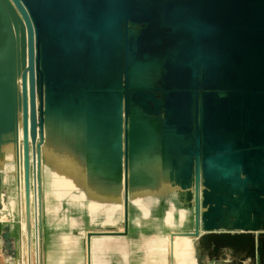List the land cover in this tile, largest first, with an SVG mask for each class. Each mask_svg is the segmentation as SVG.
I'll return each mask as SVG.
<instances>
[{
	"label": "water",
	"instance_id": "1",
	"mask_svg": "<svg viewBox=\"0 0 264 264\" xmlns=\"http://www.w3.org/2000/svg\"><path fill=\"white\" fill-rule=\"evenodd\" d=\"M65 202L85 264H264V0H0L3 256Z\"/></svg>",
	"mask_w": 264,
	"mask_h": 264
},
{
	"label": "rangeland",
	"instance_id": "2",
	"mask_svg": "<svg viewBox=\"0 0 264 264\" xmlns=\"http://www.w3.org/2000/svg\"><path fill=\"white\" fill-rule=\"evenodd\" d=\"M64 204L65 209L59 219H56L53 213L47 212L44 207L45 225L43 239L39 242V264H56V260L61 258L62 255L63 236H69L73 241H76L70 245L63 264H85V246L83 241L85 238L84 232L92 228L90 219L85 212V207L72 205V202L70 205L66 202ZM20 216H22V213L19 209L11 220L4 219L6 223L10 222L14 225L11 234L16 239L17 257L13 260H10L11 258L9 257L5 258L1 251L0 242V264L29 263L26 238L22 231L20 232L19 228H17V225L22 226L23 223ZM73 220L76 221L74 225L71 223ZM16 223L18 224L15 225ZM75 231L78 234H75ZM35 254V244L32 240L30 264H36Z\"/></svg>",
	"mask_w": 264,
	"mask_h": 264
},
{
	"label": "bare ground",
	"instance_id": "3",
	"mask_svg": "<svg viewBox=\"0 0 264 264\" xmlns=\"http://www.w3.org/2000/svg\"><path fill=\"white\" fill-rule=\"evenodd\" d=\"M59 173H55V172H51L50 173V180L48 181V189H47V198L49 197H53L56 200H60L62 199L64 196L68 195L69 192H71L72 190H74L76 188L72 178H73V174L68 172V171H58ZM71 174V177H69ZM67 176V177H66ZM137 204L139 205V207L146 212V208L145 206L140 202V200H136ZM100 208L99 204H96L95 202L90 203V205L88 206L89 212L95 213L98 209ZM115 210V209H114ZM110 212H114L112 210H110ZM171 215H168L167 218V225L171 224ZM74 225V224H72ZM62 255L61 258L56 260V264H63L65 261V256L67 255L68 251H69V247L70 245H72V243H75V241L72 240L71 237L69 236H63L62 238ZM166 244V241H158L157 242V247H163ZM104 247H100L98 246L96 249H94V253L92 256V260L94 261V264H102L101 263V251L103 250ZM185 249H187V245L185 243L184 247ZM189 254L187 253V255L185 257L188 258Z\"/></svg>",
	"mask_w": 264,
	"mask_h": 264
}]
</instances>
